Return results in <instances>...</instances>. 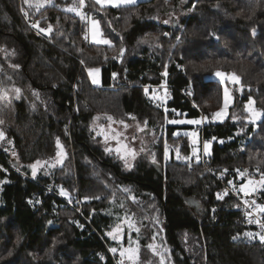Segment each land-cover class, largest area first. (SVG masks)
Segmentation results:
<instances>
[{
	"label": "trees",
	"instance_id": "1",
	"mask_svg": "<svg viewBox=\"0 0 264 264\" xmlns=\"http://www.w3.org/2000/svg\"><path fill=\"white\" fill-rule=\"evenodd\" d=\"M44 1L37 12L25 0H0V58L18 64L23 83L46 102L45 127L51 140L59 137L71 143L75 174L65 186L77 185L81 195L102 198L83 203L81 216L53 193L54 185L62 183V166L47 174L40 171L35 178L26 165L19 172L0 171V256L13 251L0 264H115L108 250L113 243L105 235L115 218L104 213L113 194L126 206H137L140 213L158 210L165 221L172 264H264V243L238 238L246 229L237 222L236 200L216 198L220 184L202 165L178 162L172 152L165 159L168 145L180 144L182 154L190 150L187 135L174 134L191 126L166 122L175 112L211 116L221 106V83L209 77L217 69L239 75L245 85L235 106L252 97L264 112V0L258 7L255 0H140L120 7L85 0L83 8L74 0ZM68 7H77L86 18L65 11ZM26 8L31 19L40 21V28L51 25L53 31L36 34L38 29L26 24ZM175 13L181 16L179 22L151 18ZM90 17L99 21L111 46L85 41ZM146 36L149 42L140 43ZM152 36L159 40L153 42ZM121 47L126 49L122 58ZM90 68L100 69L101 86L89 82ZM165 71L167 76L162 75ZM162 84L170 93L166 110L153 105L145 92V87ZM15 107L17 116L26 119L23 103L16 101ZM96 114L134 116L159 129L152 146L156 162L141 154L125 171L119 159L92 137L89 123ZM200 133L212 140L207 164L223 173L225 181L237 180L239 186L246 178L260 179L264 116L255 125L230 118L204 123ZM0 155L10 159L3 140ZM236 169L248 173L239 179ZM254 190L264 205V186ZM184 197L199 201L201 216L190 211ZM18 234L23 237L19 243Z\"/></svg>",
	"mask_w": 264,
	"mask_h": 264
},
{
	"label": "rangeland",
	"instance_id": "2",
	"mask_svg": "<svg viewBox=\"0 0 264 264\" xmlns=\"http://www.w3.org/2000/svg\"><path fill=\"white\" fill-rule=\"evenodd\" d=\"M26 3L29 6H33L36 9V5L39 4H45L44 0H27ZM26 8V9H28ZM29 10V9H28ZM29 11L23 10V13H27V19H31V15H29ZM174 17V18H173ZM180 14L175 13L173 15L169 14H155L154 16H151V18L155 21H162L168 20L169 23L174 20L178 21L180 20ZM34 20H38L35 18H32ZM42 35H47L48 33H41ZM119 55V54H118ZM119 57V56H118ZM6 61L0 58V80L5 81L9 86H11L13 83L16 87H19L22 89L21 98L20 99H13L11 106L9 108H5L4 111L0 112V118L4 120V123L0 125V130H3L6 136V139L3 140V142L6 144V150L9 153V160L11 162L18 161L19 166L17 165V168H21L22 165H26L31 174V178H34L32 175V169L29 167L30 165L34 164L37 160H40L42 162V166H38L36 174L39 171H42L43 173L47 174L49 171L57 169L58 167L62 166L63 170L60 175L62 179V183L54 185V191H56L59 195L60 194V188L63 187V189L67 190L69 193L67 197L69 199H80V209L83 214L82 210V204L85 202H88L90 200H84L83 198L86 197L85 195H81L79 193V189L77 185H70L71 188H68L65 186V183L70 184V178L73 177L72 175L75 174L74 169V149L70 142L68 144L63 140L60 139V144L63 148V152L66 154L64 157H60L57 155L58 152L61 151L59 147L56 145V139L54 138L51 140V138L47 134L46 130V116H47V110H46V102L43 100L41 94H39V98H37L35 95H33V92L35 90L28 84L23 83L22 78L18 71H16V68H12L10 65H12L9 61ZM227 73V72H225ZM233 73V72H229ZM86 74L88 77L89 82L92 85H98L92 83L93 76H97L99 79V73H93L89 74L88 69H86ZM11 77V81L8 80V77ZM212 79L218 80L221 83L222 88V103L221 106L217 111H220L223 108L224 104V88H229V94L232 97V100L229 103V106L224 109V115L220 119H213L211 115V119H209L206 122L203 123H220L223 122L226 118H230L231 120L241 123L242 121L244 123H248L249 119L251 118V110L254 109L256 111H261L254 103V100L252 97H248L243 101V105H236V98L241 97L243 91L239 90V85L231 84L227 80L224 82H221L219 77L215 76V72L209 76ZM147 88V96L148 99L153 103V105L162 108L166 110V102L169 99L170 93L169 89L166 84H162L159 86H148ZM249 98H251V105H249ZM20 101L23 103L25 111H26V119L22 120L17 116V111L15 107V102ZM0 106H2V102H0ZM216 111V112H217ZM214 112V113H216ZM262 112V111H261ZM107 114H96L92 117L89 123V131L94 139H96V143H98L102 148L106 150V148H110L112 154L115 155V158L117 157L120 161V163L123 166V169L125 171L130 170L134 166L135 160L141 155L145 154L151 161L153 160V151L152 146L157 141L158 136L160 135V130L149 126L148 124L145 125V123H140L136 119L133 120L131 118L127 119H116V123H113L112 121H109L107 119ZM94 117H99V119H94ZM132 117V116H131ZM200 117H187L185 115H178V112L174 113L173 118L168 119L166 122L173 120V119H179V120H190V119H199ZM119 121H124V124H127L128 127L125 128L124 124L119 123ZM259 121V120H258ZM257 121V122H258ZM201 123L200 125H193V124H178V125H190V129H182L175 131V134H186L188 137V142L190 144V150L188 154H182L179 151L180 159H177V153L176 149L180 147V144H178L176 147L168 145V158L166 161L170 159V152L173 154V158L181 163H186L189 165L190 163L196 162V157L192 156L193 148L197 149V154L200 157L201 147L199 146L198 140L200 139V130H201ZM143 129L142 131L139 129ZM8 133H10V136H8ZM97 133H100V135H97ZM191 133H196V136L193 137ZM120 134V135H117ZM107 136V140H105V137ZM135 136L136 139L133 141L132 137ZM115 137V138H114ZM127 137V139L125 138ZM193 140L196 141L195 144H193ZM11 141V143H9ZM210 141V148L212 145V140ZM127 145V148L124 146ZM136 150V156L133 159L129 154L130 149ZM117 149H119V152H117ZM143 149V151H141ZM210 151V149H209ZM13 153H16V155H13ZM123 157V159L121 158ZM184 157H191L190 160L183 159ZM62 159L61 163H56V161ZM125 160L128 161L129 164L132 165L131 168H127L125 166ZM47 161L48 163H43ZM55 163V167H51L50 165ZM49 172V173H50ZM36 176V175H35ZM70 177V178H69ZM239 179H242L240 176ZM74 179V178H73ZM248 179H253L254 181H259V179L254 178H246L244 182L239 184V189L241 185H244L247 183ZM259 183H255L248 186V192L253 191L254 189L260 188ZM89 197V196H87ZM123 203V200L117 201L116 203H111L110 206L106 209L104 213H107L108 215H112L115 220L110 224V226L106 229L105 235L107 232L111 231L118 221L117 217L120 218V220H123L125 215H128L131 217L132 221L135 223L136 227L139 228V235L135 230H130L125 225L123 229L122 239H118L116 241L112 240L111 237L107 236L113 243V245L110 248H117L116 253H112L109 249L110 254L114 258L117 264H120L121 260H123V264H159V256L155 255L154 252L148 248L149 244H152L157 251L160 253L165 254L168 257L167 264H172V258L170 255L171 246L167 244L166 238H165V221L164 218L158 214V210L155 212V214H150L148 212H138L137 206L134 204H130L129 206H126L124 204V207H119L120 203ZM189 209L192 212H195L197 215L201 216L202 212L200 210V203L197 199H193L192 201H189ZM74 211V210H73ZM76 212V211H74ZM134 214V215H133ZM141 214V215H140ZM156 238L153 240V236L155 234ZM245 233H253L251 231H244V233L239 236L238 238L246 240V241H259L258 238H252L249 236H246ZM138 235V245L136 243ZM129 236L131 237V247L139 249L138 251V259L135 260V262L130 261L127 259V254L125 257L120 256V251L124 248H128L130 246ZM260 242V241H259ZM165 249H167V252H165Z\"/></svg>",
	"mask_w": 264,
	"mask_h": 264
},
{
	"label": "snow or ice",
	"instance_id": "3",
	"mask_svg": "<svg viewBox=\"0 0 264 264\" xmlns=\"http://www.w3.org/2000/svg\"><path fill=\"white\" fill-rule=\"evenodd\" d=\"M25 2L27 3V0H25ZM92 2L95 5H104L105 3H109L113 7H120L122 5H124V6L134 5V4L137 3V0H92ZM165 2H167V0H165ZM182 2H183V0H182ZM260 3H261V0H255V6L256 7H258L260 5ZM74 4H78L79 8H83V7H85V0H74ZM35 7H36V11L38 12L39 9L41 7H43V4L36 5ZM218 7H219V5H217V8ZM65 11L73 12L77 16H81L82 19L86 18V16L84 14H82L80 11H78L77 7H68V8L65 9ZM27 15L28 14L25 13L26 18H27ZM249 19H251V17H249ZM164 23H169V21L165 20ZM39 24H40V21L37 20L35 23H33L31 25L33 28H37L38 29V31H37L38 35L41 34V33L50 34L53 31L51 25H49L48 28L45 29V28H40ZM92 25H93V29H94L93 35H92V41L95 42L98 45L111 46L112 45V41L110 39L106 38L103 35V32L100 30V27H99V22L96 21V20H92ZM256 32H257L256 27H253L251 29L252 35L255 36ZM148 35H151V34H148ZM163 35L167 36L168 33H164ZM209 35L215 37V39H217V40H219V38H220L214 32H210ZM84 38L86 40L88 39L87 36H85ZM175 39L177 41H180L181 37L180 36H176ZM158 40H159V36H152V41L153 42L158 41ZM139 42L140 43H148L149 41H148V38L146 36V37L142 38V40L139 41ZM157 46H159V45H157ZM125 51H126V49L121 47L120 50H119V57L122 58ZM13 54H14V51H13ZM113 58L116 59L118 57H113ZM105 59H107L106 56H105ZM81 63H83V61H81ZM10 66L12 68H19L18 64H12ZM165 68H166V66H165ZM0 70H2V69H0ZM88 72H89L90 75L93 74V73L98 74L100 72V69L99 68H90V69H88ZM162 75L167 76V71L162 73ZM113 76L115 77L116 74L114 73ZM215 76L219 77L221 82H224L225 80H227L231 84L239 85L240 86L239 87L240 91H243V89L245 87V85H243L242 82H241V77L239 75L235 74V73H225V72L220 71V70L217 69L215 71ZM8 80L11 81V77L10 76L8 77ZM92 83L93 84H99L100 83V80L97 78V76H95V75L93 76ZM53 86L55 87V85H53ZM145 92L147 93V88H145ZM21 93H22V89L19 88V87H16L14 83L11 86H9L5 81L0 80V102H2V106H0V112L4 111L5 108H9L10 107L13 99H20L21 98ZM33 95H35L37 98H39V93L38 92H33ZM231 100H232V97L229 94V88L225 87L224 88V104H223V108L220 111H217L216 113H213L212 114V118L213 119L222 118V116L224 115V109H226L229 106V103H230ZM251 103H252L251 98H249V105H251ZM194 107H196L195 104H194ZM250 110H251V118L249 119L248 123H251V124L255 125L256 122L258 120H260L262 116H264V112L256 111L254 109H250ZM178 115H180V114L178 113ZM130 118L133 119V120L136 119L134 116H132ZM94 119H99V117H94ZM107 119L109 121H112L113 123H116V121L114 120V118L112 116H107ZM208 120H209L208 116H202L199 119H190V120H187V121L179 120V119H173V120L168 121V123H170V124H184V123H188V124H193V125H200L201 123L206 122ZM3 123H4V120L2 118H0V125H2ZM119 123L124 124V121H119ZM146 124H147V121H145V125ZM124 127L127 128L128 125L124 124ZM139 130L142 131L143 129L141 128ZM97 135H100V133H97ZM117 135H120V134H117ZM174 135H178V133H176ZM186 135H187V133H186ZM191 135L193 137H195L196 133H191ZM125 138L127 139V137H125ZM4 139H6L5 133H4L3 130H0V140H4ZM135 139H136V137L133 136L132 140L134 141ZM105 140H107V136L105 137ZM9 143H11V141H9ZM195 143H196V141L193 140V144H195ZM210 143H211L210 141L204 142L203 151H204L205 155H210V151H209ZM56 145H57V147H59L61 149V151L58 152L57 155L60 156V157H64L66 154L63 152V148H62V146L60 144L59 137L56 138ZM124 147L127 148V145H125ZM106 151H111V149L110 148H106ZM141 151H143V149H141ZM117 152H119V149H117ZM176 153H177V159H180L179 148L176 149ZM128 154L134 159L137 153H136V150L133 148V149L129 150ZM13 155H16V153H13ZM192 156L196 157V162L198 163L199 160H200V157L197 154V149L196 148H193ZM121 158L123 159V157H121ZM165 158L166 159L168 158L167 146L165 147ZM183 159L190 160L191 157H184ZM155 162H156L155 155L153 154V163H155ZM43 163H48V162L45 161ZM56 163H61L62 164V159L56 161ZM38 166H42V162L40 160H37L34 164L29 166L32 169V175H33L34 178H35ZM50 166L51 167H55V163L51 164ZM125 166L127 168H131L132 167V165L129 164L127 160H125ZM235 171L238 173V175L242 179L248 173V169H244L243 171H240L239 169H236ZM224 172H227V169H225ZM257 172H259V169H257ZM221 175H223V173ZM228 183L231 185L233 182L230 180V181H228ZM255 183H259L261 186H264V173H260V179H259L258 182L254 181L253 179H248L246 184L241 185L239 191L243 192L245 195H247L248 194V186L252 185V184H255ZM123 191L124 192H131V189L125 188V189H123ZM60 194L64 195V196H68L69 195L67 190L63 189V187L60 188ZM226 195H228V191L227 190H225L223 193H217L216 194V198L218 200H222L224 198V196H226ZM101 198L102 197L100 195H96L94 197H87L86 196L83 199L87 201V200H90V199L100 200ZM132 199L135 200V197H132ZM30 203H31V201H30ZM110 203H116L115 194H113L112 198L110 199ZM119 207L123 208L124 204L121 202L119 204ZM94 211L95 210H93V212ZM213 211H215V210L213 209ZM258 212L259 213H264V205H259L258 206ZM247 215L251 216L252 214L249 212V213H247ZM117 219L120 222L117 223L115 225V227L111 231L106 233V235L111 237L112 240L116 241L118 239H122L123 229H124L125 225L128 227V229L135 230L137 232V234L139 235V228L136 227V225L132 221L131 217H129L128 215H125L123 220H120L119 217H117ZM254 222L256 224H258L259 228L261 229V232L255 233V234H253V233H245V235L249 236V237H252V238H258L261 243H264V221H262L260 219H255V220L249 219L248 220V223H254ZM49 223H51V221H49ZM138 235H137V240H136L137 245H138ZM156 235H158V233L153 236V240H155ZM22 239H23V237L19 236V234H18L17 235V243H19ZM234 239H235V237H234ZM129 241H130V246L128 248L122 249L120 251V256L123 258L127 254V259L130 260V261L135 262V260L138 259V251H139V249H138V247L137 248L131 247V237L130 236H129ZM148 248L151 249L154 252L155 255L159 256V264H167L168 257L165 254L160 253L159 251H157V249L152 244H149ZM109 250L112 253H116L117 252V248H115V247L110 248ZM165 252H167V249H165ZM12 255H13V251L9 250L7 252V257H11ZM7 257L0 256V261H4ZM120 264H123V260H121Z\"/></svg>",
	"mask_w": 264,
	"mask_h": 264
},
{
	"label": "built area",
	"instance_id": "4",
	"mask_svg": "<svg viewBox=\"0 0 264 264\" xmlns=\"http://www.w3.org/2000/svg\"><path fill=\"white\" fill-rule=\"evenodd\" d=\"M25 21L29 27H32L31 25L35 23L37 20L27 19L25 16ZM34 30L37 34V30L36 29ZM81 66H83L82 63H81ZM202 116L204 115H201V117ZM208 117L209 119H211V116H208ZM201 126L203 128L204 123ZM207 140L209 139H206L204 135L201 134L200 139L198 140L199 146L201 147L200 160L198 163L197 162L190 163L189 166L192 167L194 164L202 165L206 169V171L209 174H211L215 178V180L218 181L220 184V187L216 191V194L223 193L225 190H227L228 195L226 196H232L236 200L237 202L236 211L239 214L237 222L248 231L256 232V233L261 232V229L259 228L258 224H256L255 222L248 223L249 219H253V220L260 219L264 221V213L258 212V206L262 205L258 201V191L253 190L251 192H248L247 195H245L243 192L239 191L237 180H231L233 183L230 185L228 181L224 180L223 175L215 173L213 167L207 164L208 155H205L203 151L204 142H206ZM8 169L19 172L18 168L13 162H11L9 159H5L2 155H0V171L8 170ZM53 193L61 200L63 205L69 207L71 210L76 211L77 214L83 216L82 211L80 209V199L79 198L69 199L67 197L59 195L57 192H53ZM249 212L252 214L251 216L247 215V213ZM114 263L117 264L115 260H114Z\"/></svg>",
	"mask_w": 264,
	"mask_h": 264
},
{
	"label": "crops",
	"instance_id": "5",
	"mask_svg": "<svg viewBox=\"0 0 264 264\" xmlns=\"http://www.w3.org/2000/svg\"><path fill=\"white\" fill-rule=\"evenodd\" d=\"M138 1H140V0H137V2ZM99 6H101V7H113L111 4H109V3H105L104 5H99ZM122 6H124V5H122ZM78 11H80L81 12V10L79 9ZM76 15V14H75ZM77 16V15H76ZM79 19H81V16H77ZM92 20H96V21H98L97 19H95V18H92V17H90L88 20H87V27H86V29L84 30V37L85 36H87L88 37V41L89 42H91V43H95V42H93L92 41V35H93V31H94V29H93V25H92ZM99 22V21H98ZM99 27H100V23H99ZM100 30H101V27H100ZM83 37V38H84ZM85 39V38H84ZM85 41H86V39H85ZM96 44V43H95ZM99 80H100V83L98 84V85H95L96 87H99V86H101V79H100V72H99ZM94 86V85H93ZM34 89V88H33ZM35 90V92H38L36 89H34ZM39 93V92H38ZM40 94V93H39ZM13 163L17 166H19V162L18 161H14L13 160ZM27 167V166H26ZM27 169L29 170V168L27 167ZM30 171V170H29ZM40 172V171H39ZM38 172V173H39ZM42 172V171H41ZM37 173V174H38ZM36 174V175H37Z\"/></svg>",
	"mask_w": 264,
	"mask_h": 264
},
{
	"label": "water",
	"instance_id": "6",
	"mask_svg": "<svg viewBox=\"0 0 264 264\" xmlns=\"http://www.w3.org/2000/svg\"><path fill=\"white\" fill-rule=\"evenodd\" d=\"M180 193V191H179ZM184 199L189 203V201H192L193 199L191 197H184Z\"/></svg>",
	"mask_w": 264,
	"mask_h": 264
}]
</instances>
